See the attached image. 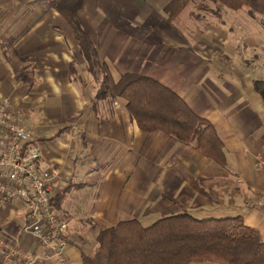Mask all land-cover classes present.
Wrapping results in <instances>:
<instances>
[{"label":"crops","instance_id":"1","mask_svg":"<svg viewBox=\"0 0 264 264\" xmlns=\"http://www.w3.org/2000/svg\"><path fill=\"white\" fill-rule=\"evenodd\" d=\"M46 1L0 0V93L14 100L43 161L58 170L53 204L67 226V264L93 255L103 228L183 208L199 217L242 215L264 240V211L248 204L264 197L256 165L264 99L255 88L264 80L262 14L214 0H85L79 13L110 83L130 71L175 90L214 124L223 166L193 143L142 130L112 93L97 98L71 24ZM203 7L210 14L198 18ZM26 223L18 203L0 202V235L37 257L31 264H59Z\"/></svg>","mask_w":264,"mask_h":264},{"label":"trees","instance_id":"2","mask_svg":"<svg viewBox=\"0 0 264 264\" xmlns=\"http://www.w3.org/2000/svg\"><path fill=\"white\" fill-rule=\"evenodd\" d=\"M85 0H47L71 24L88 71L99 84L97 98L112 93L123 99L128 112L147 132L162 131L181 142L193 143L202 155L226 165L222 139L214 124L196 113L175 90L139 72H124L110 83L109 66L99 58L93 39L79 13ZM222 7L264 15V0H214ZM264 99V80L255 81ZM264 264L260 231L242 215H194L187 209L164 215L149 225L138 218L103 228L96 237L93 255L82 254V264Z\"/></svg>","mask_w":264,"mask_h":264},{"label":"built area","instance_id":"3","mask_svg":"<svg viewBox=\"0 0 264 264\" xmlns=\"http://www.w3.org/2000/svg\"><path fill=\"white\" fill-rule=\"evenodd\" d=\"M35 132L26 123L14 100L0 93V202L18 203L27 214L24 231L40 244L55 249L52 257L67 264V226L54 207L58 170L42 159ZM256 165L264 171V155L256 157ZM264 211V197L249 201ZM37 257L25 254L13 240L0 235V264H31Z\"/></svg>","mask_w":264,"mask_h":264},{"label":"rangeland","instance_id":"4","mask_svg":"<svg viewBox=\"0 0 264 264\" xmlns=\"http://www.w3.org/2000/svg\"><path fill=\"white\" fill-rule=\"evenodd\" d=\"M216 3L218 4L219 2H216ZM223 7H224V6H223ZM218 8L221 9L222 6H221V5H218ZM245 9H247V8H245ZM207 13L210 14L208 8L203 7V8L198 12V18H200L201 15H204V14H207ZM199 14H200V16H199ZM261 18L263 19L262 22H264V15H262ZM262 27H263V26H262ZM195 214L197 215V213H195ZM200 214H201V213H200ZM200 214L198 213V215H200ZM202 216H203V215H202ZM159 217H160L159 214H153L152 216L143 219L142 222H143L144 225H145V224H151L153 221L157 220ZM93 237H94V236H91L90 239H93ZM95 238H96V237H94L93 244H92V246H93L94 248H95V246H96V240H95Z\"/></svg>","mask_w":264,"mask_h":264}]
</instances>
